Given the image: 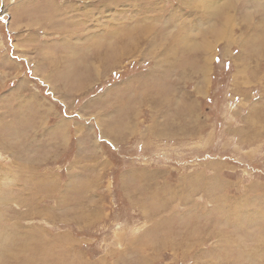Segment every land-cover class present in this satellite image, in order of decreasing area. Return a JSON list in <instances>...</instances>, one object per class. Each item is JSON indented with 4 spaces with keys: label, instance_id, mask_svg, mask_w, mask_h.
I'll use <instances>...</instances> for the list:
<instances>
[{
    "label": "rangeland",
    "instance_id": "374dc122",
    "mask_svg": "<svg viewBox=\"0 0 264 264\" xmlns=\"http://www.w3.org/2000/svg\"><path fill=\"white\" fill-rule=\"evenodd\" d=\"M0 264H264V0H0Z\"/></svg>",
    "mask_w": 264,
    "mask_h": 264
},
{
    "label": "bare ground",
    "instance_id": "6f19581e",
    "mask_svg": "<svg viewBox=\"0 0 264 264\" xmlns=\"http://www.w3.org/2000/svg\"><path fill=\"white\" fill-rule=\"evenodd\" d=\"M229 14V13H228Z\"/></svg>",
    "mask_w": 264,
    "mask_h": 264
}]
</instances>
